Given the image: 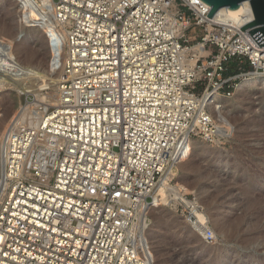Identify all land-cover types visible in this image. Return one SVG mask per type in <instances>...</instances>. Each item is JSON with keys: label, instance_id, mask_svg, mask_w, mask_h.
Returning <instances> with one entry per match:
<instances>
[{"label": "built area", "instance_id": "1", "mask_svg": "<svg viewBox=\"0 0 264 264\" xmlns=\"http://www.w3.org/2000/svg\"><path fill=\"white\" fill-rule=\"evenodd\" d=\"M39 2L66 61L56 102L9 123L0 264H144L136 215L185 139L218 135L208 97L264 76V45L240 30L254 18L213 20L201 0Z\"/></svg>", "mask_w": 264, "mask_h": 264}, {"label": "rangeland", "instance_id": "2", "mask_svg": "<svg viewBox=\"0 0 264 264\" xmlns=\"http://www.w3.org/2000/svg\"><path fill=\"white\" fill-rule=\"evenodd\" d=\"M21 1H0V35L13 39L18 36L19 43L36 48V56L28 62L21 54L18 59L45 78L39 79L41 85L32 81L23 90L26 96H20L14 88L10 90L9 102H0L4 111L0 110L4 114L0 127L7 118L11 121L17 106L25 100L28 108L54 104L53 77L61 72L64 59V42L54 30L50 34V26L40 25L34 32L30 22L25 21ZM26 1L32 6L30 0ZM219 102L220 117L209 108L218 135L211 142L193 138L196 145L207 142L206 148L192 152L189 160L176 167L170 181L186 183L190 190L186 198L191 204L160 203L145 214L148 229L154 231L155 226L166 223L162 235L156 237L153 231L147 235L155 264H264V88L248 87L238 94L235 87L232 95L220 97ZM152 193L147 201L150 204ZM195 212L205 215L204 225L198 224ZM222 225L228 230L224 231Z\"/></svg>", "mask_w": 264, "mask_h": 264}, {"label": "bare ground", "instance_id": "3", "mask_svg": "<svg viewBox=\"0 0 264 264\" xmlns=\"http://www.w3.org/2000/svg\"><path fill=\"white\" fill-rule=\"evenodd\" d=\"M34 1L38 2V4H35ZM30 3H32V6H30V4L27 1L25 3V0H22L21 5H20V7L24 9L25 21L30 22V28L35 32V27H40V25L50 26V27H52V28H49L50 34H51V31L54 30L53 33L55 32L56 35L59 37V39L62 40L65 44L64 59H63V64H62V70H63L64 64L66 61V54H67V47H68L67 45L68 44H67L66 32L58 24V20L55 16V12H54V7H53V5H49V6L45 5V6H47L45 8L44 6L41 5L39 0H30ZM204 4L209 6L206 3H204ZM33 5L34 6L36 5V6L34 7ZM239 5L241 6V12L237 16H230L226 11V9H228L229 7H222L216 11V14L212 17L213 20L225 21L226 19H230L232 21L244 23L248 19L254 18L249 1H243ZM2 29H3V27L0 26L1 32H2ZM55 33H54V35H55ZM17 38H18V36H16L13 39V38H8V37L5 38L2 35H0V102L1 103L8 101V96L10 94V90H12L13 88L21 96V95H23V92H24L23 90H25L26 88H29L28 85L32 81L37 82L36 85H41L39 83V81L45 78L43 76L41 78L38 77L36 72H34L33 70L27 68L26 66H24L23 64L20 63L21 60L19 61V59H18L19 55L18 54H21L24 57V59L27 60L26 62H28V60H31L33 57L36 56V51H34V49H36V48H34V49H32L30 47L27 48L24 45V43H19L18 42L19 39H17ZM187 51L190 54L193 53V54L197 55V51H200V47L196 46V47H193L192 49H188ZM191 62L193 64V61H191ZM52 70H54V67L52 68ZM62 70L60 73L57 72L55 74L56 76L53 77L54 83H53L52 87H53L54 93L52 95L51 100L54 103L56 102V96H57V83L63 77L62 76L63 75ZM36 76L38 77V79ZM248 87L249 88L250 87L264 88V76L262 74H257V73L251 74L249 77H246L245 79L241 80L236 85V91L238 94H241L245 90V88H248ZM220 97L221 96H219V94H214V95L208 97L209 99L212 98L211 100H209L210 102L208 105V109L211 108L214 111H216V113L219 115L218 117H220V114H221L220 111L222 109L221 103L219 102ZM4 108H5V106H4ZM27 108H28L27 104H25V106H24L23 104L20 103L17 106L16 113H18L20 120L23 119L22 114H23V112H25V109H27ZM46 108H47V106L42 107L41 112L44 113ZM3 112L1 110V113H3ZM5 115H6V113H5ZM29 115H32V114H29ZM3 116H4V114H0V117H3ZM7 119H6L5 123L3 125H1V127H0L1 128V130H0V178H1V175L3 173V169H4L3 164L5 161V158L7 159V150L5 151V153L3 155V151L1 149V148H3L5 143H6L5 147L7 148V132H8V128H9V123L11 122L10 119L8 121H7ZM2 121H3V119L1 118L0 122L2 123ZM39 122H40V117H38V116L34 117V119H32V118L29 119L30 124H39ZM202 143H204V144L196 145L193 138H187V139H185L183 146H181L180 148L177 147L178 149L175 148V150L177 149L175 152L176 153L175 161L173 162L171 167H169L167 170H165V172L163 173V175L160 177L159 181L155 185V187H154L155 190L153 189L154 192L153 193L151 192L152 193V203L151 204L149 202L145 203L143 208L136 215L133 227H134V230L137 231L138 235H140L138 245L143 250L145 255L146 256L150 255V258H151L150 259L147 256V261L144 264H155L154 254H153V251L151 249L150 243L147 240V235L149 234L150 231H153V230L148 229V225H147L145 218H144L145 214H146V212H148V210H150L149 209L150 207L155 206V205L157 206L160 203H163L165 205H169V204L173 203V206H175L174 204H178L180 202L187 205V206H189L191 204V202L186 198V195L190 192L188 186H186V183L181 182L179 180H176L174 182V184H171L170 181L175 176L174 170L176 169V167H178L179 164L184 163L187 160H189V158L192 155V152H199L200 153V152L204 151V149L207 146V145H205L207 142L204 141ZM188 163H190V162L188 161ZM187 166H185V168ZM187 168H189V167H187ZM5 185L6 184H4V181H3L2 185L0 186V191H2V188L3 189L5 188ZM3 194H4V190L1 193V197L3 196ZM0 200H1V198H0ZM195 215H196V218L198 220V224L204 225V223H206L207 219L203 213L195 212ZM184 220H186V219H184ZM216 222H217V220H216ZM165 224L166 223L163 222V223L159 224L158 226H155L153 234H155L156 237H158L164 233L163 229H165L164 228ZM169 226H171V224ZM175 227L177 228V226H175ZM221 228L224 229L225 228L224 225H222ZM227 230L224 229V231H227ZM166 232H169V231L167 230ZM2 240H3V237H2V234L0 233V243Z\"/></svg>", "mask_w": 264, "mask_h": 264}, {"label": "water", "instance_id": "4", "mask_svg": "<svg viewBox=\"0 0 264 264\" xmlns=\"http://www.w3.org/2000/svg\"><path fill=\"white\" fill-rule=\"evenodd\" d=\"M208 4L210 11L207 17L212 18L216 11L222 7H229L226 9L230 16H237L241 12V6L239 5L243 1H249L252 12L253 21L244 25L240 30L251 28L250 36L258 44V46L264 45V0H201Z\"/></svg>", "mask_w": 264, "mask_h": 264}]
</instances>
